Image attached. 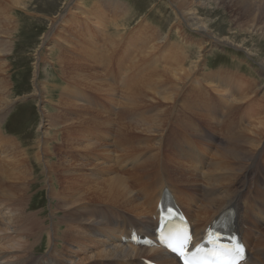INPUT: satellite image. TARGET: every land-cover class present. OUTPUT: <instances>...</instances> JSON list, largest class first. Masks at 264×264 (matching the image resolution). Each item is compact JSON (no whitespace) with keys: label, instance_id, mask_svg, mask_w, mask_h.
Returning <instances> with one entry per match:
<instances>
[{"label":"bare ground","instance_id":"obj_1","mask_svg":"<svg viewBox=\"0 0 264 264\" xmlns=\"http://www.w3.org/2000/svg\"><path fill=\"white\" fill-rule=\"evenodd\" d=\"M2 1L0 0V56L3 58V56L12 54L15 43L14 35L19 30V23L14 21L21 17L13 14L12 7L30 12L27 10L30 0H4L5 3L1 4ZM214 1L217 0H169L173 4L178 21L186 22L190 24L188 27H192V30L206 34L213 43L223 42L247 48L244 46L246 37L254 35H259V40L264 42V0H218L230 5L232 10L236 11L232 15L233 25L228 24L230 19L226 21L224 18L222 21L221 17L216 20L212 17L216 8L210 10L208 6ZM68 2L69 0H64L62 4H67L64 10L54 18L52 17V24L49 26L51 29L49 28L50 31L43 35L41 41L44 45L52 35L49 39L50 43L46 46L49 51L54 48L60 49L56 69L65 76V83L60 84L61 89L57 94V99L49 101L51 103L54 101L51 108L56 112L45 109L41 112L43 120L52 130L49 140L47 136H45L47 138L43 136L20 141L18 137L8 135L2 130V125L11 111L14 100L12 96L15 91L12 72L9 68L10 61L8 60V63L6 60L0 61V264H67V261L71 262H68L69 264H82L87 261H90L89 264H143L144 258L155 259L160 264H178L175 258L160 246H147L132 240L134 236H138L139 240L147 237L153 240L152 235L158 219V204L164 197V191L171 194L172 200L170 201L180 207L191 222L194 235L200 238L208 232L212 221L224 209L233 208L235 218L228 221L229 226L247 245V259L240 264H264V191L259 189L256 194L255 192L252 194L250 186L246 185L248 177L250 179L257 177V180L262 177V174L255 176L256 170L254 171L253 168L248 171L247 168L260 163V148L264 146V141H262L264 119H255L257 121L253 123L251 119L255 115L252 113L256 108L255 104L261 111L256 114L261 115L264 109L259 106V103L249 98L251 95H247L243 90L239 92L238 86L242 85V82L234 78L232 73L225 69L204 73L201 68L203 59L200 51L195 53L196 57L189 56L185 48L188 46L184 45L183 39L173 41L174 39L171 40L172 38L167 36L168 32L164 33L165 35H158L157 29L148 24V19L136 23L137 25L126 36L125 33L128 30L125 22L131 13L127 2L93 0L89 5L84 0ZM109 20L110 24H108ZM217 24L224 28L227 27L224 31H218L214 28ZM52 30L56 31L51 34ZM176 31H178L177 28ZM98 36H101L100 41H97ZM258 46L261 45L247 48L248 52L256 55L253 49L256 50ZM201 48L200 45L199 49ZM140 53L150 55L149 61L146 57L145 60L140 59ZM96 58L101 59L97 61ZM39 59L36 58L34 62V88L30 94L41 97L42 89L44 94L47 93L50 97L53 94L50 87L54 88L55 82L51 85V82L44 80L39 84L37 81ZM111 60L117 64L118 68L114 77L110 73L107 75L106 72H100L103 75L101 76L98 70L95 71V64L99 63L103 66L101 68L103 71L106 70ZM101 61L105 63L100 64ZM160 62L163 65L157 68V63L160 64ZM145 71L146 74H144ZM142 76L146 79L143 84L149 88L144 87L154 91L151 98H149V93L145 96L142 93L143 89L140 90L143 88L140 87ZM190 76L192 77L189 78ZM188 79L189 82H187ZM185 83L187 86L190 85L187 88L200 85L205 90L201 89L202 94L199 92L198 95L188 90L190 92H183L184 94L179 95L182 97L178 99L177 92ZM73 84L83 85L84 88L92 91H103V95H100L102 100L98 102L87 96L82 86L76 87ZM128 86L132 89L131 94L124 96L123 93L130 90ZM127 87L128 90H125ZM207 89L216 96L215 101L210 94L204 95ZM116 90L123 92V101H118L119 95ZM156 92L160 97L156 96ZM167 92L169 96L161 95ZM157 98L168 99L173 104L168 110L167 104H161L165 107H153L147 111L148 113L146 112L156 127L150 129L146 125L144 129L146 132L157 131V128L170 116L178 119L180 128L187 127L194 130L192 118L198 120L202 115L208 122H213L210 118L219 122L218 117L222 116V111L227 112V115L233 114L244 104L246 111L250 110L249 120L245 124L246 118L239 124L229 123L228 130H226L230 141L220 143L223 146L219 147L217 152L216 150L212 153L205 152L202 147L203 143L199 144V147L195 145L194 137L189 142L184 137L180 139V136H174L171 138L175 144L174 151L170 152L172 157H165L166 162H170L173 174L171 175V171L168 170L167 174H170V177L165 178L166 180L161 174L152 173L147 176L148 168L158 169L159 167V155L164 147L163 139L161 136H151L155 139V143L150 136H146L148 134L142 133L145 135L142 136L139 133V136H136L137 132L134 131L136 125L130 126L131 120L126 122L124 119H135L141 122L145 110L141 113L139 109L147 105V101L152 103ZM78 102H82V107L85 104L88 106L83 107L84 109L81 107L78 113L71 116L70 109ZM118 102L119 110L122 112L118 115L121 120H124L122 121L123 128L121 127L124 131L120 133L124 137L120 141L110 138V127L114 120L110 115L102 113L103 111L110 112V110L114 112ZM207 102L210 105L212 103V107L217 112V118L212 115L208 118L207 114L201 113L202 106L207 112ZM89 106H94L95 109ZM255 110L258 109H254V112ZM88 113L92 115L89 116ZM96 118L100 120L95 121ZM86 119L92 120L95 126L94 131L89 135L86 129L81 128V125L80 127L79 125L73 126V124L84 123ZM103 125H108L109 128L106 129ZM43 126H45L44 131L49 132V128H46L44 124ZM224 127L226 128V125ZM239 128L242 130L239 131ZM233 129H236L235 134H233ZM186 130L189 132V129ZM199 132L198 128L195 135L201 137ZM100 136L107 141H99ZM134 138H139L143 142L141 147L145 151L151 148L147 149L148 153L141 150L138 151L139 153L125 152L127 147L133 146L129 144V141ZM212 138L213 136L210 135L209 140ZM150 140L153 144L149 145ZM180 140H185L186 144L185 142V145L181 144ZM58 145H63V149H52ZM118 149L122 155H117L115 150ZM99 150L101 152H98ZM142 152L148 154L146 158ZM76 155H79L81 159L89 156L93 160L78 162L73 159ZM118 158L122 160L118 161ZM123 158H127L126 162L129 161L134 171L133 175L129 174L127 180L123 177L124 174H117V168L121 166ZM261 159L262 164H260L263 165L264 154ZM181 163L184 165L182 171L178 169ZM204 166L209 168L201 173L198 168ZM37 171L39 175L47 173L48 184L54 185L53 183L56 182L58 185V187L53 186V192L50 191L55 198V208L52 213H61L55 223L57 226H66L64 234L59 238L56 237V227L51 232V229L47 230L46 217L41 220L42 218H38L37 214L30 212L32 197L30 188L36 181ZM200 176L205 178V181L203 185L198 186ZM174 177L178 178V182L183 183L184 186L177 185L179 183L176 184ZM184 180L189 184L188 186L193 184L195 188L187 189ZM44 230L49 231L50 243L51 240L60 239L59 244H64L63 251L58 252L55 247L54 251L50 249L38 254L39 250L36 246ZM95 231L98 234H95ZM92 232L95 235H90ZM98 235H107V238L114 237L118 243L112 242V245L105 246L103 240L97 237ZM90 240H94L102 247L93 253L82 251L81 247L90 248ZM65 242H71L76 249L67 250ZM65 257L68 258L66 262Z\"/></svg>","mask_w":264,"mask_h":264},{"label":"rangeland","instance_id":"obj_2","mask_svg":"<svg viewBox=\"0 0 264 264\" xmlns=\"http://www.w3.org/2000/svg\"><path fill=\"white\" fill-rule=\"evenodd\" d=\"M84 1H86L87 4L89 5L93 0H84ZM122 1L127 2V4H128L127 7H129L128 10H130V12H131L130 15L127 17L126 22H125V24H127L126 28L128 30L125 33L126 36H127V33L130 30H132L133 27H135L137 25L136 23L142 22L143 19H145V20L148 19L149 20L148 24L152 25L154 28L157 29L158 35L159 34L165 35L168 32L167 36H169L170 39L172 38L171 40L174 39L173 41H176V40L182 41V39H183L182 42H184V45L188 46L185 48H187L189 56H191V57L195 56L196 57L195 53H198V51H200L201 52L200 54H202V59H203L201 68H202V71L204 73L212 72V71H215L218 69H222V70L225 69V70H228L230 73H232L233 76H235L234 78H238V80H240L242 82V85L238 86L239 92L241 90H243V91H245V93L247 95H249V96L251 95L249 98L254 100L255 102L259 103V106L262 107V109H264V100H263L264 99L263 98L264 97V75H263L264 74V68H263L264 67V45H263L264 42L262 40H259L260 39L259 35L249 36V37H246V39H245L246 43H244V46H246L247 48H252L254 45L256 46L258 44L261 45V46H258L256 48V50L253 49V51H255L257 53L256 55H254L253 53L252 54L249 53L248 52L249 50L245 47H236L234 45H229V44H226L223 42H214L213 43L210 39H208L206 34H203L201 31H198V30L196 31L195 29L192 30L191 29L192 27L191 28L188 27V26H190V24H187L186 22L178 21L177 15L175 13V9L173 7V4L170 3L169 0H122ZM63 2H64V0H30V2L28 3V9H27V10H30V12L25 11L23 9H20L18 7H12V9H14L13 14L17 17H21V18H19V20L14 21L16 23H19V25H18L19 30H17L16 31L17 34L14 35L15 43L13 44L12 54L11 55L9 54L8 56L7 55L3 56V58H2V56H0L2 58V59L0 58V61L6 60L7 63H8V60L10 61L9 68H10V71L12 72V78L14 81V83H13L14 88L13 89H14L15 93H13V96H12V99H14V100H13V104L11 107V111L6 118L5 123L2 125L3 126L2 130L8 135L18 137L20 139V141L32 140L34 137L38 138V137H43V136H44V138L48 137V140H49V138H51L50 137L51 132H52V130L50 129L51 127L47 126V124H46L47 122L43 120L41 112H43V109H45L47 111L53 110L51 108V105L57 99V97H58L57 94L61 89L60 88L61 85H63L65 83L64 82L65 76L63 74H60V71L56 69L57 68V62H58L57 61V55L59 54L58 51L60 49L54 48V49L49 51L48 46H46L48 43H50L51 40H49V39L51 38L52 35L48 38L49 41L48 40L45 41L44 45L41 44L42 43L41 41L43 39V35L46 34L47 31H50L49 26H51V24H52V19L58 13L60 14L64 10V8L66 7L67 4L63 5L62 4ZM69 2H70V0H69ZM3 3H5L4 0L2 1L1 4H3ZM9 6L11 7L10 4H9ZM214 8H216V10L212 14V17L215 20L219 17H221L222 21H224V18L226 19V21L230 19L231 21L228 24L233 25L232 24V20H233L232 15L236 11L232 10V7L230 5L217 0V1H214L213 4H210L208 6V9H210V10H213ZM174 20H175V22H174ZM108 24H110V20H109ZM214 26H215L214 28L218 31L219 30L224 31L225 28L227 27V26H225V28H224L223 26H220L218 24L214 25ZM173 27H175L174 30H173ZM176 28L178 29V31H176ZM65 29H67V27ZM54 31H56V30H52L50 33L52 34V33H54ZM98 38L99 39H97V41H100L101 36L100 37L98 36ZM203 40H204V42H203ZM16 41H18V42L16 43ZM241 42H243V41L241 40ZM199 44L202 46L201 49H199V46H200ZM216 44L218 46H216ZM255 46L253 48H255ZM157 53H158V51H157ZM157 53H156V55H157ZM38 56L40 57V59ZM139 56L141 57L140 59L145 60V57H146L147 60L149 61L148 58L150 57V55L146 56L144 53H142V54L140 53ZM36 58L39 59V63H38L39 64V74H38V78H37V81L39 82V84L41 82H44V80L47 82H51L52 83L51 85H53L55 82V84H54L55 86H53L54 88L50 87L51 91L53 92L52 96H50V97L47 96V93L44 94L40 85L39 86L41 89V94H40L41 97L39 95L38 96L37 95L31 96V94H30L34 88L33 76H34V62H35ZM99 59H101V58H99ZM99 59H97V61H99ZM94 62H95V59H94ZM102 62L105 63L104 61H101L100 64ZM161 62H160V64L157 63V68L162 67L163 64ZM95 66H96L95 71L98 70L97 72L99 75L101 74V76H103V75L100 72H103V73L106 72L107 75H108V73H110L111 76L114 77L116 71L118 70L117 64L115 62H113V60H111V63L108 64V67L106 68V70H103V71L101 69L103 66L99 65V63L95 64ZM146 71H148V69ZM146 71L144 74H146ZM110 74H109V76H110ZM104 76H106V75H104ZM192 76H190L189 78H191ZM48 77H50V78H48ZM62 77H63V79H61ZM143 79H145V78L142 76V79H141L142 86H140V87H143V88H140V90L143 89L142 93L145 96H146V94L149 93V98H151L153 96L154 91H152L151 89H149V90L147 89L149 87L147 85H144L146 82V79L145 80H143ZM244 79H245V81H244ZM153 80H154V78H153ZM187 82H189V79ZM243 82L245 84H243ZM185 84L182 87H184V86H186V87H184V88L181 87V89L178 91L179 93L177 92L178 99H180L182 97L179 95L182 94L183 92L185 93V92L191 91L190 93L193 92L195 95H198L199 92L201 91V89H202V91L205 90L203 87H200V85H198V86L195 85L191 88H187V87H190V85L188 84V86H187V84L186 85ZM73 85L76 87L82 86L81 88H83V90L86 92V94H88L87 96H90L91 98L97 100L98 102L102 100L101 99L102 96H100V95H103V91H94V90L92 91L88 88H84V86L80 85V84H73ZM248 85L250 88L248 87ZM144 86L145 87L147 86V88H145ZM230 86H232V85L230 84ZM128 87L125 88V90H128ZM129 89H130V87H129ZM146 89L148 91H146ZM131 90L132 89H130L129 91H126L127 93H123L120 90H116L117 94L119 95V96L117 95L118 101L119 100L123 101V97L125 96V94H131V92H130ZM188 90H190V91H188ZM133 91H134V89H133ZM144 91H146V92H144ZM122 93L124 94V96ZM200 93L202 94V92H200ZM156 94H157L156 96L160 97L157 92H156ZM205 94H210L213 97L214 101L216 100V96L213 94V92H211V90L207 89V91L204 93V95ZM161 95L169 96V93L167 92V93H163ZM253 95H254V98H253ZM255 96H256V98H255ZM17 97L18 98L20 97L22 99L19 100ZM119 97H120V99H119ZM41 98L44 101L41 102L40 101V100H42ZM52 99L54 101H52V103L49 102ZM210 101H212V103H214L213 100L210 99ZM209 102H207V106H208L207 112H205L203 110V106L201 104H199L200 106H202L201 113L207 114L208 118H210L211 115L214 116V118H217V112H215V109L212 107V103L210 105ZM81 103L82 102H80V103L78 102L77 105H72V107L70 109V111L72 113L71 116H74V114L78 113V109H80L82 107ZM146 103H147V105H143V108L139 109L141 111V113L144 110H145L144 112L146 113L148 110H150L153 107L154 108H158L159 106L165 107L161 104H165V105L167 104L168 106L166 105V108L168 110L173 104L168 99L166 100V99H158V98L154 99L152 101L153 105H152L151 101H147ZM86 106H88V105L85 104L83 107L87 108ZM254 106L256 107L254 109H258V110H255V112H254V109H253V111H252V113L255 114L254 116H252V119H251L252 123L254 121L264 119V112L261 113V115L256 114V113L261 112V111L259 110L257 104H255ZM67 107H69V106H67ZM73 107H74V109H73ZM89 107L95 109L94 106H89ZM178 107L180 108V106H178ZM245 108L246 107L244 104V106H240L238 109H236L233 112V114H228V115H227V112L222 111V116L218 117L219 122H216V121L212 120L211 118H210V121H213V122H208L203 118L202 115H201V118L198 120L192 118L191 122L193 123V129L194 130H191L190 128H187V127L180 128L178 119L171 118V116H170L169 118H166L164 120L163 124L157 128L158 129L157 131H150L151 133L146 132V130H144V129H146V125L149 126L150 129L152 127H155V124L152 122V119L150 118L149 114H147L148 112L146 114L144 113V115H142V117H143L142 121L143 122L142 121L137 122L135 119L134 120L133 119H124V120L126 122H128V120H131L130 126L136 125V127L134 129V131L138 133V134L135 133L136 136H139V133H141L142 136H145L144 134H148L146 136H148V137L150 136V138H151V136H154V137L161 136L162 137L164 147H163V152L161 151L160 155H159V157H160L159 167H158V169L148 168V171H146V173H147V176H149L152 173H155L157 175L161 174L164 179L165 178L169 179L170 174L172 175L173 171L170 168V165H169L170 162H166L165 157L171 158L172 154L170 152L174 151V148H175V144L172 142L171 138H173L174 136L175 137L180 136V139L184 137L189 142H191L190 140H192V138L194 137L193 141H194L195 145L198 146L199 144L203 143L202 147H203L205 152L212 153V151H214V150H216V152H217L219 147L221 148L223 146V145L221 146L222 143H226V142L229 143V141H230L229 140V134L227 132V130H228L227 125L229 123L239 124L242 121H244V118H246L244 124L246 123V121L249 120L248 112L250 110L246 111ZM90 109H89V111H91ZM119 109H120V104L118 102V105H116V108H114V110H115L114 112H111V110H110V112L103 111L102 113H103V115L104 114L110 115L114 120L112 123V127H110L111 128L110 129V133H111L110 138L113 140L117 139L120 141L123 139L122 137H124V136L120 135V133L122 131H124L123 129H121V127L123 128L122 121H124V120H121L119 117V115H121V113H122V112H120ZM54 110L52 112H56ZM58 110L60 111V108ZM72 111H77V112L73 113ZM90 114L92 115V113H88L89 116H91ZM174 114H176V113H174ZM258 117H260V118L258 119ZM255 119H257V120H255ZM98 120H100V118L95 119V121H98ZM172 120H174V121H172ZM223 120H224V122H223ZM41 122H42V124H41ZM92 122H93L92 120L86 119L84 121V123L73 124V126L79 125V127H80V125H81V128L86 129L88 132L87 135H89L94 131L93 128H95V126ZM118 123H120V124H118ZM43 124L46 125V128L47 127L49 128V132L44 131L45 126H43ZM223 125L224 126L226 125V128ZM103 127L106 129L109 128L108 125H103ZM184 128H185V130H184ZM198 128L200 129L199 133H200L201 137H199L198 135H195L196 134L195 131L198 130ZM186 129H189V132ZM233 130H234L233 134H235L236 129H233ZM240 130H242V129L239 128V131ZM192 131H194V132H192ZM153 132H155L156 134ZM176 132L178 133V135ZM142 133H144V134H142ZM210 135L213 136V138L211 140H209ZM45 136H47V137H45ZM126 138H129V137L126 136ZM152 138H151V140H153L156 143L155 139H152ZM98 140L99 141H107V140L103 139L102 136H100V138H98ZM151 140L148 143L149 145L153 144V141H151ZM52 141L58 142L59 140H52ZM52 141H49V142H52ZM170 141H171V143H170ZM262 141H264V138ZM60 142H61V140H60ZM180 142H181V144H184V142L186 144L185 140H182V141L180 140ZM164 143H166V144L164 145ZM205 143L208 144V146ZM129 144H131L133 146H130L131 148L127 147V151H125L127 153H130V152L134 153V152H138L139 150L145 151L143 149V147H141L143 142H141L139 138H134L133 140L129 141ZM167 147H169V148H167ZM176 147L180 148L177 145H176ZM198 147H197V149L199 150ZM56 148L63 149V145H58L52 149L56 150ZM132 148L135 150H133ZM131 149L133 152L131 151ZM147 149H151V148H147ZM147 149L145 152H147ZM98 152H101V151L99 150ZM115 152L117 153V155H122V152H120L119 149L117 151L115 150ZM142 153L145 154V158H146L148 155L147 154L148 152L147 153L142 152ZM263 154H264V146H262L260 148L259 160H260L261 164H262L261 157ZM123 155H125L124 152H123ZM208 156H209V161H210V155L208 154ZM58 157H60V154H58ZM125 157H127V156H125ZM161 158H163L162 162H161ZM73 159L78 160V162L80 160H82V161H89V160L92 161L93 160L89 156H87L84 159H81L79 157V155H76ZM126 159L127 158H123V162H121L122 163L121 166H119L117 168V174H120V173L124 174L123 177H125L127 180V178H129L128 177L129 174L131 173V175H133L134 171H132V169H131V168H133V166H131L129 164V161L126 162ZM76 160H74V161H76ZM121 160L122 159L118 158V161H121ZM260 163L258 165H255V164L251 165L249 168H247V171L250 168H253L254 171L256 170L255 176L258 174L259 175L262 174L261 175L262 180H261V178H259L257 180L256 179L257 177H253L252 179H250V177L247 178V184L246 185L250 186V192H252V194H254V192L256 194L257 190H259V189L261 191H264L263 190L264 189V186H263L264 182H262V181H264V178H263L264 177V173H263V170H264L263 165L264 164L261 165ZM183 167H184V165L181 163L180 166L178 167V169L182 171ZM208 168L209 167L204 166L202 168L199 167L198 169L201 170V173H202L203 171L205 172ZM260 169H261V171H260ZM168 170L171 171L170 174H167ZM46 174L47 173H43V174L39 175L38 171L36 172V177H37L36 181L30 188V191H32L30 194L32 196L31 197L30 212L32 214H37L36 216L38 218L41 217L42 218L41 220H43L46 217L45 219H47L46 220L47 230L51 229L50 230V232H51V231H53V228L56 227V231H55L56 237L59 238L64 234L66 226L65 225H58L57 226L55 222L58 220V217L61 215V213H59V212L54 213V214L52 213L53 209L55 208V198H53V195H51V194L53 192V186L58 187V185L56 184V182L53 183L54 185L51 184L52 186L50 184H48L47 183L48 178H47ZM246 174H248V172H246ZM175 175L178 176L177 173H175ZM242 175H244V173H242ZM103 176H106V175L103 174ZM179 180H181V179H179ZM174 181L176 182V184L179 183L177 185L184 186L183 183L178 182V178L174 177ZM204 181H205V178L201 177L199 179L198 186L203 185ZM183 182H185V180ZM256 182H258L259 185L262 184V185H260V186H262V188H260V186L258 184H256ZM185 184H186L185 187L189 190L193 189V187L195 188V185H193V184L191 186H188L189 184L186 182H185ZM95 232H94L95 234H98L97 231H95ZM95 234H93V232H92V234L90 233V235H95ZM48 235H49V231L44 230V232L42 233V236L40 237V240L37 242L36 249L39 250L38 251L39 255L47 252L50 249L52 251H54L55 247H56V250L58 252L63 251L62 246L64 244L63 245L59 244L60 239H58V241L57 240L56 241L51 240V243H50L49 242L50 239H49ZM97 237L100 238L101 240H103V243L105 246L112 245V242L118 243V241H116V239L114 237L107 238V235H102V236L98 235ZM55 242H56V245H55ZM65 243H66L65 247L67 250L76 249L75 245L72 244L71 242H65ZM79 243H81V241ZM89 244H90V248H87L86 246L81 247L83 249L82 251L86 250V252H88V253L89 252L93 253V252H97L102 247L101 245H98L96 242H94V240H90ZM70 248H73V249H70ZM66 258L67 257L64 258L65 262L68 259V258L67 259ZM57 259H59V258H57ZM72 261H73V259H72ZM68 262L71 263L70 261H67V264H69ZM89 263H90V261H87V263L84 262L82 264H89Z\"/></svg>","mask_w":264,"mask_h":264},{"label":"snow or ice","instance_id":"obj_3","mask_svg":"<svg viewBox=\"0 0 264 264\" xmlns=\"http://www.w3.org/2000/svg\"><path fill=\"white\" fill-rule=\"evenodd\" d=\"M189 237L186 232L182 234H174L168 238L165 246L171 251L179 255L184 264H239L244 259L243 250L239 246L231 249H212L205 254L200 261H195V257L200 254L201 249L196 248V252L189 257L184 251Z\"/></svg>","mask_w":264,"mask_h":264}]
</instances>
